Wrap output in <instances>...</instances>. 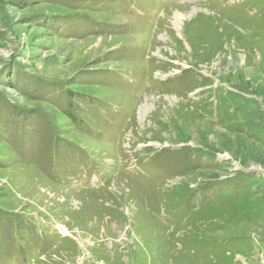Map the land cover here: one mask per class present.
<instances>
[{"label":"rangeland","instance_id":"rangeland-1","mask_svg":"<svg viewBox=\"0 0 264 264\" xmlns=\"http://www.w3.org/2000/svg\"><path fill=\"white\" fill-rule=\"evenodd\" d=\"M0 264H264V0H0Z\"/></svg>","mask_w":264,"mask_h":264},{"label":"bare ground","instance_id":"bare-ground-1","mask_svg":"<svg viewBox=\"0 0 264 264\" xmlns=\"http://www.w3.org/2000/svg\"><path fill=\"white\" fill-rule=\"evenodd\" d=\"M191 9H193V11H195L196 8L193 7ZM184 17H185V15L183 13H179V12L175 13V19L177 21L184 19Z\"/></svg>","mask_w":264,"mask_h":264}]
</instances>
